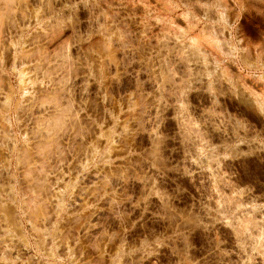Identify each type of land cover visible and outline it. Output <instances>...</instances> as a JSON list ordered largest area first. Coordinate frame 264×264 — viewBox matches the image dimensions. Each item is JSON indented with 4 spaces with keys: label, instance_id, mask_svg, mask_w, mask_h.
<instances>
[{
    "label": "rangeland",
    "instance_id": "374dc122",
    "mask_svg": "<svg viewBox=\"0 0 264 264\" xmlns=\"http://www.w3.org/2000/svg\"><path fill=\"white\" fill-rule=\"evenodd\" d=\"M0 264H264V0H0Z\"/></svg>",
    "mask_w": 264,
    "mask_h": 264
},
{
    "label": "bare ground",
    "instance_id": "6f19581e",
    "mask_svg": "<svg viewBox=\"0 0 264 264\" xmlns=\"http://www.w3.org/2000/svg\"><path fill=\"white\" fill-rule=\"evenodd\" d=\"M23 95V94H22ZM8 112V111H7ZM8 117V116H7ZM10 117V116H9ZM7 120V119H6ZM6 122H8V120L6 121Z\"/></svg>",
    "mask_w": 264,
    "mask_h": 264
}]
</instances>
